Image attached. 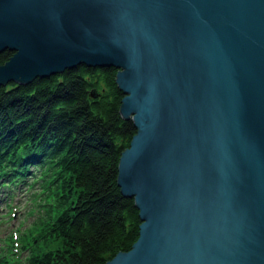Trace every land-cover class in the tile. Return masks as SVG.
Returning <instances> with one entry per match:
<instances>
[{
	"label": "water",
	"instance_id": "95a60500",
	"mask_svg": "<svg viewBox=\"0 0 264 264\" xmlns=\"http://www.w3.org/2000/svg\"><path fill=\"white\" fill-rule=\"evenodd\" d=\"M0 85L113 67L136 241L105 264H264V0H0Z\"/></svg>",
	"mask_w": 264,
	"mask_h": 264
},
{
	"label": "trees",
	"instance_id": "16d2710c",
	"mask_svg": "<svg viewBox=\"0 0 264 264\" xmlns=\"http://www.w3.org/2000/svg\"><path fill=\"white\" fill-rule=\"evenodd\" d=\"M10 55L0 52V64ZM115 75L113 67L77 65L0 85V188L38 171L36 180L47 174L60 186V212L45 228L59 248L3 264H105L136 241L138 212L116 186L135 129L118 113Z\"/></svg>",
	"mask_w": 264,
	"mask_h": 264
},
{
	"label": "rangeland",
	"instance_id": "374dc122",
	"mask_svg": "<svg viewBox=\"0 0 264 264\" xmlns=\"http://www.w3.org/2000/svg\"><path fill=\"white\" fill-rule=\"evenodd\" d=\"M39 172L0 188V264L23 261L33 253L60 246L59 241L46 239L45 234L46 226L60 212V186L47 174L36 180ZM39 234L43 237L38 238Z\"/></svg>",
	"mask_w": 264,
	"mask_h": 264
}]
</instances>
